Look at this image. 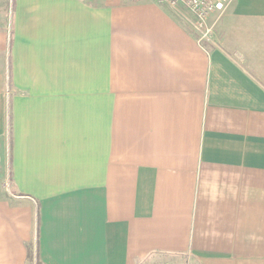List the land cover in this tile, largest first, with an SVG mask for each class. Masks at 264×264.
I'll return each mask as SVG.
<instances>
[{"label": "crops", "instance_id": "1", "mask_svg": "<svg viewBox=\"0 0 264 264\" xmlns=\"http://www.w3.org/2000/svg\"><path fill=\"white\" fill-rule=\"evenodd\" d=\"M181 8L0 0V264H264V0Z\"/></svg>", "mask_w": 264, "mask_h": 264}, {"label": "built area", "instance_id": "2", "mask_svg": "<svg viewBox=\"0 0 264 264\" xmlns=\"http://www.w3.org/2000/svg\"><path fill=\"white\" fill-rule=\"evenodd\" d=\"M158 3L172 9L181 6L187 10L193 20L191 25L198 35V43L209 42L214 34L213 26L209 25L208 18L220 9L224 0H157Z\"/></svg>", "mask_w": 264, "mask_h": 264}, {"label": "rangeland", "instance_id": "3", "mask_svg": "<svg viewBox=\"0 0 264 264\" xmlns=\"http://www.w3.org/2000/svg\"><path fill=\"white\" fill-rule=\"evenodd\" d=\"M95 2H102V1H104V0H94ZM121 1H123V2H137V1H145V0H121ZM150 1H154V2H156V3H158V1L157 0H150ZM160 4V3H159ZM181 6H178V7H176V8H174L175 10L176 9H178V8H180ZM170 8V7H169ZM170 9H172V8H170ZM183 8H181L180 10H182ZM185 10V9H184ZM186 11V13H187V15H189L188 17L190 18V19H192L193 20V18H192V16H191V14L187 11V10H185ZM182 13L184 14V11H182ZM186 15V14H185ZM211 16V15H210ZM210 16H209V18H210ZM209 18H208V23H209ZM209 25H212L213 26V31L215 32V26L213 25V24H210L209 23ZM195 31V30H194ZM195 33H196V31H195ZM196 36H197V38H196V41L198 42V35H197V33H196ZM213 38V37H212ZM205 43H212V40H210L209 42H207V41H202L200 44H205ZM0 158H2V154H1V149H0ZM0 187H2V188H4V189H6V185H5V181H4V184H3V186H0ZM29 260H30V264H37L38 263V260H37V258H36V256H34V253H33V251H32V254L29 256ZM171 262V261H170ZM168 264H170V263H168Z\"/></svg>", "mask_w": 264, "mask_h": 264}, {"label": "trees", "instance_id": "4", "mask_svg": "<svg viewBox=\"0 0 264 264\" xmlns=\"http://www.w3.org/2000/svg\"><path fill=\"white\" fill-rule=\"evenodd\" d=\"M37 264H41L39 261H38V263Z\"/></svg>", "mask_w": 264, "mask_h": 264}]
</instances>
